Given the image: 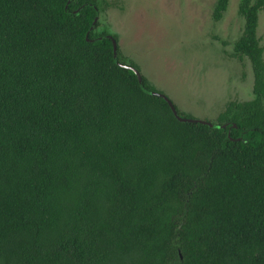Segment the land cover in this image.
<instances>
[{
	"label": "trees",
	"instance_id": "16d2710c",
	"mask_svg": "<svg viewBox=\"0 0 264 264\" xmlns=\"http://www.w3.org/2000/svg\"><path fill=\"white\" fill-rule=\"evenodd\" d=\"M107 6L0 0V264H264V0H240L254 98L220 127L116 63Z\"/></svg>",
	"mask_w": 264,
	"mask_h": 264
},
{
	"label": "rangeland",
	"instance_id": "374dc122",
	"mask_svg": "<svg viewBox=\"0 0 264 264\" xmlns=\"http://www.w3.org/2000/svg\"><path fill=\"white\" fill-rule=\"evenodd\" d=\"M217 1L106 0L98 32L116 34L122 54L181 114L216 122L229 102L254 98L251 62L232 56L245 24L240 0H230L220 22ZM258 37L264 48V11Z\"/></svg>",
	"mask_w": 264,
	"mask_h": 264
},
{
	"label": "water",
	"instance_id": "95a60500",
	"mask_svg": "<svg viewBox=\"0 0 264 264\" xmlns=\"http://www.w3.org/2000/svg\"><path fill=\"white\" fill-rule=\"evenodd\" d=\"M69 2H71V1H69ZM78 13H79V12L76 11V14H78ZM97 19H98V17H97ZM108 38H110V39L112 40V42H113L114 56H115V61H116V63H118L119 66H121V67H123V68H127V69H131V70H133V71L136 73V75H137V77H138V79H139L140 84L142 85V89H143L147 94L152 95V96H159V97L164 98V99L167 101V103L170 105V107H171V109H172L174 115L177 117V119H178L179 121H181V122H183V123H187V122H200V123L208 124V125H211V126H214V127H220V126H218V125H213V124H211V123H209V122H207V121L198 120V119H189V118L181 117V116L179 115V112H178V109H177L176 105L174 104V102H173V101H172L167 95H165V94H161V93H158V92H155V91H151V90L146 89V88L144 87V85L142 84L143 82H142V74H141V72H139L138 70L134 69L133 67H131V66H129V65H125V64H122V63L119 62L118 57H117V56H118V51H119V41L116 40V39H115L113 36H111V35H109ZM88 41L93 42L94 40H89V39H88ZM95 41H98V39H95ZM224 127H225V126H224Z\"/></svg>",
	"mask_w": 264,
	"mask_h": 264
}]
</instances>
